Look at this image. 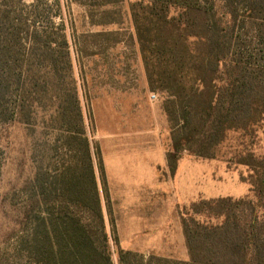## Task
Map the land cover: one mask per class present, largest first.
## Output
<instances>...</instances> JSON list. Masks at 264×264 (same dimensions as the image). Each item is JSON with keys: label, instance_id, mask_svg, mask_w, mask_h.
Here are the masks:
<instances>
[{"label": "trees", "instance_id": "1", "mask_svg": "<svg viewBox=\"0 0 264 264\" xmlns=\"http://www.w3.org/2000/svg\"><path fill=\"white\" fill-rule=\"evenodd\" d=\"M41 1L0 0V124L36 127L47 114L57 116L75 162L40 185L33 204L52 194L54 207L48 217H27L24 264H114L111 242L119 264H264V159L251 165L256 202L226 197L192 205L190 217L224 220L183 218L189 261L120 247L111 208L110 217L103 210V201L110 202L105 166L86 130L69 36L63 24L44 25ZM15 5L21 13L13 17ZM132 16L149 86L168 94L172 174L183 152L211 157L229 131L264 120V0H137ZM47 98L58 107L43 108Z\"/></svg>", "mask_w": 264, "mask_h": 264}, {"label": "rangeland", "instance_id": "2", "mask_svg": "<svg viewBox=\"0 0 264 264\" xmlns=\"http://www.w3.org/2000/svg\"><path fill=\"white\" fill-rule=\"evenodd\" d=\"M33 2L25 0L27 5ZM136 2L123 0L102 5L99 0L41 1L47 10L44 25L63 24L69 36L72 73L86 130L92 145L100 147L103 161L112 150V140H137L130 144L132 149L165 157L172 148L173 124L165 111L168 94L151 90L148 85L132 16ZM20 8L13 7V17L21 13ZM156 67L158 72L165 71L160 59L156 60ZM153 94L156 100H151ZM55 98L42 100L43 108L56 109ZM62 127L58 117L50 114L40 119L36 127L18 122L0 124V264H24L22 241L31 227L27 217H48L54 207L52 194L33 204L39 199L40 185L47 187L46 183L59 175L64 166L75 162V154L69 151L60 132ZM210 153L211 157H201L183 152L174 174L170 167L159 166L157 189L150 194L151 217L147 218L152 229L148 235L132 236L135 219L126 212L129 203L122 199L120 189L115 188L112 196L109 193L110 202L103 201V210L105 217H110V206L123 250L138 248L145 250L140 254L146 257L189 261L183 218H196L209 225L224 220L205 213L190 217L193 204L226 197L256 202L250 175L251 165L264 159V120L249 128L229 131ZM71 205L69 210L76 211ZM141 208L137 204L128 210L140 216V211L145 212ZM81 215L89 217L87 213ZM140 218L144 217H137ZM107 224L111 230L109 220ZM111 250L114 264H119L115 242H111Z\"/></svg>", "mask_w": 264, "mask_h": 264}, {"label": "crops", "instance_id": "3", "mask_svg": "<svg viewBox=\"0 0 264 264\" xmlns=\"http://www.w3.org/2000/svg\"><path fill=\"white\" fill-rule=\"evenodd\" d=\"M136 141L132 142L129 138L121 141L112 140L110 142L112 144V150L104 160L109 193L112 196L114 195V190L120 189L123 195L122 199L125 200L126 203H129L126 212L129 217H134L135 219L133 221L134 224L131 226V230L133 231L132 236L135 238L141 236L140 233L143 235L147 233L148 235V232L152 229L151 222L147 218L151 217L152 206L150 194L151 191L157 189L159 182V166L163 168L169 167L167 154L165 157L162 155L159 156L158 153L134 150L131 148L130 144H135ZM110 158L113 160V162L111 160V164ZM137 204L143 207L140 210L145 211L144 213L140 211V216H137L134 211L128 210L131 206ZM148 212L149 214H147ZM137 217L144 218L137 219ZM131 251L137 253L145 252V250L138 248H133Z\"/></svg>", "mask_w": 264, "mask_h": 264}, {"label": "built area", "instance_id": "4", "mask_svg": "<svg viewBox=\"0 0 264 264\" xmlns=\"http://www.w3.org/2000/svg\"><path fill=\"white\" fill-rule=\"evenodd\" d=\"M151 99H152V100H156V99H157V96H156L155 94H153V95L151 96Z\"/></svg>", "mask_w": 264, "mask_h": 264}]
</instances>
